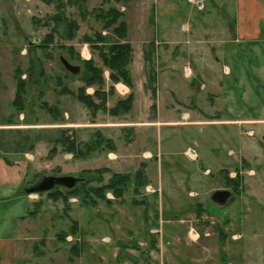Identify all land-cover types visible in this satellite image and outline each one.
I'll use <instances>...</instances> for the list:
<instances>
[{
    "label": "rangeland",
    "instance_id": "1",
    "mask_svg": "<svg viewBox=\"0 0 264 264\" xmlns=\"http://www.w3.org/2000/svg\"><path fill=\"white\" fill-rule=\"evenodd\" d=\"M106 2L0 0V51H12L16 62L11 66L6 63L3 73L13 79L16 89V75H20L25 91L20 104L25 107L38 101L39 106L47 104L57 110L53 105L59 98L78 103L73 96L59 94L64 88L76 94L77 89L84 86L81 62L64 48L72 47L74 53L85 60L79 51L85 44L84 36L93 39L94 48H100L96 34L100 33L102 37L106 34H102V24L95 20L94 15L84 16V11L90 13L112 7L122 12L123 18L119 21L125 22L130 17L132 38L138 36L136 30L141 22L147 21L148 35L167 43L158 48L160 58H156L154 52L151 68L144 62L143 72L137 74V81L144 85L145 90L149 87L148 73L154 74V96L150 88L146 90L153 100L149 112L139 120L131 115L123 117L134 112L132 102L127 113L112 115L110 110L117 101L123 100H116L113 96L112 99L106 97V110H99L94 115L78 103L81 111L83 108V112L89 113V121L96 116L104 125L81 129L63 126L65 129H60L58 139L64 134V137L78 143V149L85 153L86 143L94 140L99 132L104 140L110 141V145L104 143L85 157L77 158L57 145L61 167L44 173L82 177L86 182L90 177L82 175L84 171L109 170L102 174L101 183L83 184L88 189L106 184L113 173L130 174L132 177L140 170L148 184L137 193L133 192V186H128L121 199H115L107 191L105 196L110 204L96 197H93L96 205L90 204V200L84 203L75 196L67 201L52 200L47 197V192L31 194L29 202L22 199L17 204L0 202V239L17 241V264H264V123L200 125L195 122V118L234 120L264 116L260 77L250 76L249 68L243 65V55L237 57L241 60V67L236 62L225 61L230 69L228 74L222 64L217 66L218 58L213 54V60L209 59L204 66L198 64L202 59H195L194 51L200 54L199 43L207 38L205 42L211 45L220 26L235 18V0ZM222 4L224 7L220 10L218 7ZM149 6L153 7L150 17L147 11H143ZM58 14L75 21L78 31L74 39L67 40L61 25L58 33L53 31V49H49V44L44 42L55 27L51 19ZM147 17L156 18L151 22ZM14 19L19 20L18 25ZM20 31L39 39L38 47L43 51L38 50L41 53L33 56L27 48L26 58H18L15 55L17 51L24 50ZM106 31L109 32L106 36H112L110 30ZM71 41H74V47L69 45ZM176 44H180L179 47L185 49L191 58L178 56L174 51ZM232 47H236L238 52L243 44H232ZM88 48L95 65L103 68L97 49ZM48 51L53 52V56ZM60 59L79 67V72H68ZM170 67H174L173 70ZM239 69L246 71L252 79L255 96H247L243 100L239 99V95L244 96L243 91H235L234 103L215 98L212 108V94L218 95L227 85L243 81V73L237 75ZM108 75L109 72L104 70V89L110 94L109 88L115 84L109 81ZM131 77L133 84V73ZM216 83L221 84L220 89ZM203 84L204 88H201ZM89 88L93 90L89 94L87 88L86 94L93 97L96 87ZM123 89L121 87L117 93L122 95ZM158 99L161 101L157 117L160 123L157 124L154 122V101ZM59 118L62 124L61 110ZM84 124L92 125L86 120ZM132 124L135 127H130ZM190 153L193 159L188 155ZM224 171L229 178L240 177V193L233 196L232 201L218 205L211 200L215 191L231 193L225 186ZM56 188L66 193L63 187ZM75 225L77 231L72 234ZM191 230L196 233V239L191 236ZM0 257L5 260L3 253Z\"/></svg>",
    "mask_w": 264,
    "mask_h": 264
},
{
    "label": "crops",
    "instance_id": "2",
    "mask_svg": "<svg viewBox=\"0 0 264 264\" xmlns=\"http://www.w3.org/2000/svg\"><path fill=\"white\" fill-rule=\"evenodd\" d=\"M103 1L107 3V0H102V2ZM234 5L235 18L228 22L227 25L225 24L220 26L221 29L217 31V38L215 37L212 40L211 45L205 42L207 38L205 41H201V43H199L200 54L196 53L198 51H194L195 59H202V61L198 60V64L204 66V64H206L209 59L213 60L211 56V54H213L214 57L218 58L216 61L217 66L222 64L223 68L225 69V73L228 74L230 73V69L225 64V61H229L230 63L233 62V64L236 62L241 67V60L237 57L243 55V65L249 68L250 76L255 75L256 77H260L259 81L262 89L261 91L264 92V0H235ZM149 7L150 8H148V10H143L145 12L147 11L148 17H150L149 12L153 8L151 6ZM223 7L224 4L218 8L223 10ZM121 8L126 9L125 7ZM200 11L202 12V10ZM148 17L146 19H149L151 22H153V20L156 18ZM18 21L19 20L14 19L16 25H18ZM125 22L128 26L126 41L130 44L132 50L130 70L131 73L134 74L132 90L134 97V112H130L129 114L127 113L122 116L127 117L128 115H131L132 117H135L137 120H139L140 116H144L149 112V109L153 104L150 93L144 89V85L141 82L137 81V74L143 72L144 46L146 44L152 43L155 47L156 58H160L158 48H160L162 44L167 43L161 42L160 39L154 35L151 37L148 35L147 21L141 22L139 29L136 30L138 36H136V38H132L130 36L129 29L130 17ZM20 32L24 42V50L20 53L17 51L15 55L18 58H26V54L28 53L27 48H29L30 52L33 53V56L37 55V53H41L38 50L43 51L40 49V47H38V43L40 41L39 39L27 36L22 31ZM103 33L106 34L104 35ZM108 33L109 32L106 30L102 31L104 36H106ZM232 44H243V47L237 52L236 47H232ZM69 45L74 47V41L69 42ZM97 45L104 46V43L99 42ZM179 46L180 44H176L174 46V51L179 54L178 56L191 58L190 56L188 57L189 53ZM88 47L89 46L87 44H84L79 50L81 51V55H83L85 60L94 58L91 50ZM48 48L53 49V45L49 44ZM165 48L167 49V47ZM92 52H95V50H92ZM49 53L51 56H53V52ZM238 59L239 61H237ZM6 63L10 66L14 65V63L16 64L13 59L12 51H0V202L17 204L20 203L21 199L29 202L28 198L30 195L27 194L25 190L34 185V182L39 181L44 176H52L45 175L44 172H47L55 167H61V159L59 154H56L51 160L47 159V154L50 148L59 137V132L61 131L60 129L69 127V129H76V127L81 129L82 127L85 128L96 126V124H104H102V122H98V117L96 116L94 117L95 119H91L89 121V113L83 112V108L81 111V106L78 103L69 101L67 98H63L62 100L59 98V100L53 105L57 110H54L50 113L47 111L45 112L43 105L39 106V103H37L38 101H35V103H29L26 107L25 105H19L17 110V108L14 106L16 88L14 86L13 79L8 78L3 73V70L5 69L4 65ZM17 65L19 64L17 63ZM170 68L172 69L174 67ZM241 73H243L244 76L242 82L238 81L239 83L236 82L235 85H227L225 88L220 90L218 95H211L212 101L210 105L212 108L215 106V98L217 100L220 99V101L221 98H223V101L227 100V102L234 103L235 91H238L239 93L243 91L242 94L244 96L240 97L239 95V99L244 100V98L247 96H250V98L251 96H255L253 92L256 90V88L252 87V79H249V74L246 71L241 72L239 69L237 71V75L240 76ZM216 85L219 89L221 88V84L216 83ZM121 87H124L125 89L122 90V95H119L117 91H119ZM201 88H204V84ZM87 90L90 94V91L93 89L88 88ZM130 91L131 90L122 83L113 85V90L110 94H107V89H104L106 97L112 99L113 96V98L116 100L126 99ZM38 96L41 97L40 93H38ZM160 101V99L154 101L156 105V118L154 122H157V124L160 123L157 120L158 104ZM77 109L82 115H80ZM60 110L63 113L62 124L59 122ZM85 120L90 122L92 125H85ZM195 122L197 124L199 123L200 125H207L208 123L234 124L236 122L244 124H246L245 122H248L249 124L264 123V116L263 118H235L234 120H203L201 118H195ZM155 123H149L148 125ZM63 126L65 128H62ZM130 127L135 126L132 124ZM110 164L112 163L110 162ZM204 170L209 171L208 169ZM21 217L22 215L18 216V218ZM204 236H207L206 232H204ZM16 242L17 241H15L13 238L0 239V254L3 253L5 258L4 260L0 257V264H17L18 250Z\"/></svg>",
    "mask_w": 264,
    "mask_h": 264
},
{
    "label": "trees",
    "instance_id": "3",
    "mask_svg": "<svg viewBox=\"0 0 264 264\" xmlns=\"http://www.w3.org/2000/svg\"><path fill=\"white\" fill-rule=\"evenodd\" d=\"M115 2H119V0H114ZM132 0H122L123 3H128ZM69 2V1H68ZM62 7V6H59ZM83 10V9H81ZM94 15V18L97 22L102 24V30H110L112 36H104L102 37L100 33L96 34V40L98 42L104 43V46L100 48H94L92 46L93 39L89 36H84L83 43L87 44L91 49H97L99 54V59L102 63L103 68H99L95 65V62L92 59L89 60H81L78 55L74 53V49L72 47L64 48L70 53V55L75 56L83 66V82L84 86L82 88L77 89L76 94L71 90L64 88L60 91V95H69L75 97V100L81 104L83 107L87 108L94 115L99 110H106V94L103 92L105 86V78H104V70L109 72V81L112 84L122 83L127 86L129 89L133 90L132 77L129 70V66L131 64V56L132 50L130 44L126 41L127 37V25L124 21H119L123 18V13L114 9L108 8L107 10L96 9L92 10L88 13L86 10L84 11V16ZM51 21L55 22V27L52 29V33L46 36L45 45L51 44L53 40V34L58 33V28L62 25L64 27V33L66 34L67 40L74 39L75 33L78 31V24L75 21L67 20L62 18L60 14L53 17ZM54 31V32H53ZM46 51V50H45ZM154 45L149 43L145 45L143 52L144 62L151 68V63L154 59ZM32 69V68H31ZM150 71V69H149ZM33 74V73H32ZM30 74V75H32ZM17 80V89L16 95L14 99V106L17 108L22 100V95L25 93L24 91V82L20 80V75H16ZM148 86L146 90H150L153 92L152 96H154V88L152 84L154 82V74L152 72L148 73ZM96 87V90L92 96H88L86 94V89L89 87ZM150 88V89H149ZM113 90V86L109 88V92L111 93ZM154 98V97H153ZM95 100H99L98 103L94 102ZM133 102V93L129 94V96L125 100L117 101L116 105L110 110L112 115H120V113H127ZM47 112L54 111L52 108H49L47 104L43 106ZM153 108V107H152ZM18 110V108H17ZM104 143L110 145V141L104 140L102 135L97 132L95 134V139L90 140L86 143L85 153L81 152L78 149V143L69 137H64L62 134L61 138L54 142V145L50 148L47 159L51 160L57 154V145H60L64 148L66 153L72 154L75 158L85 157L87 154H90L96 148H100ZM264 169V164H263ZM109 172L108 169H97L93 171H84L82 175L88 174L90 178L87 179L86 182H89V185L92 182H102V174ZM224 179L225 186L229 188L232 193V197L228 201H232L233 196L239 195L240 190V177L237 175L234 179L229 178L228 174L224 171ZM97 177V178H93ZM132 181V182H131ZM264 181V179H263ZM84 178L81 177V181L76 184L73 188L67 189L64 188L66 193L60 192L58 188L47 192V197L52 200L64 199L67 201L70 197H79L82 202L88 203L90 200V204L96 205L93 197L101 199L108 204H110V200L106 198L105 193L110 191L113 194L115 199H121L123 194L127 191L128 186H133V192L137 193L138 190L148 184L146 178L143 176V173L139 170L135 172L132 177L130 174H117L113 173L109 181L99 187H89L88 189L83 186L86 183ZM42 194V193H40ZM197 215H200L198 212ZM72 234H74L77 229L76 225L73 226ZM222 235V232H220ZM63 238V237H62ZM225 238L224 236L222 237ZM74 251V248L72 249ZM224 259V258H223ZM225 261V259H224ZM222 264V263H221Z\"/></svg>",
    "mask_w": 264,
    "mask_h": 264
},
{
    "label": "water",
    "instance_id": "4",
    "mask_svg": "<svg viewBox=\"0 0 264 264\" xmlns=\"http://www.w3.org/2000/svg\"><path fill=\"white\" fill-rule=\"evenodd\" d=\"M60 60L64 68L71 74H77L79 72V67L70 65L64 59H60ZM262 140H264V136L262 137ZM80 181L81 178L73 177V176H44L34 185L26 189L25 192L31 195V194L46 193L53 190L55 187H63L70 189L73 188ZM230 197H231V193L229 191L218 190L212 194L211 200L218 205H223L227 203Z\"/></svg>",
    "mask_w": 264,
    "mask_h": 264
},
{
    "label": "built area",
    "instance_id": "5",
    "mask_svg": "<svg viewBox=\"0 0 264 264\" xmlns=\"http://www.w3.org/2000/svg\"><path fill=\"white\" fill-rule=\"evenodd\" d=\"M188 155L190 156L191 159H193V156L191 155V153L188 154ZM190 234H191V236H192V235L195 236V239H196V233H192V230H191ZM192 238H193V237H192Z\"/></svg>",
    "mask_w": 264,
    "mask_h": 264
},
{
    "label": "bare ground",
    "instance_id": "6",
    "mask_svg": "<svg viewBox=\"0 0 264 264\" xmlns=\"http://www.w3.org/2000/svg\"><path fill=\"white\" fill-rule=\"evenodd\" d=\"M192 155V154H191Z\"/></svg>",
    "mask_w": 264,
    "mask_h": 264
}]
</instances>
